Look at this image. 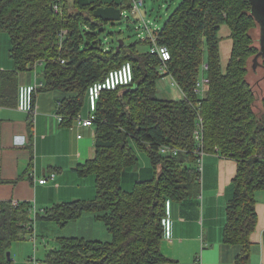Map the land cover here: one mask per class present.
<instances>
[{
	"label": "trees",
	"instance_id": "trees-1",
	"mask_svg": "<svg viewBox=\"0 0 264 264\" xmlns=\"http://www.w3.org/2000/svg\"><path fill=\"white\" fill-rule=\"evenodd\" d=\"M112 2L118 8L117 20L128 25L120 12L129 10L130 0ZM100 5L86 0H0V31L8 34L13 61L12 69H0V106L17 105V73L41 60L43 88L61 91L58 113L62 123L70 125L93 83L103 82L125 60L133 73L130 83L100 90L95 102L94 157L76 167L80 176H93L94 196L45 209L28 202H0V264H25L8 260L6 252L30 235L33 207L35 221L42 218L59 226L91 212L111 235L109 241L60 236L57 247L42 258L36 256L43 264L164 261L159 245L166 201L179 202L200 190L193 138L198 114L205 151L216 149L236 161L222 241L240 246L234 264H248L257 223L255 193L264 189V95L261 110L255 111V93L247 80L248 59L253 57L254 67L261 57L264 67V54L253 45L250 31L257 20L249 1L181 0L160 23L157 40L170 51L168 70L182 93L177 99L156 95L160 61L149 52L147 40L127 44L117 38L109 50L103 49L98 36L108 18L96 13ZM223 25L232 41L225 65L219 49ZM63 29L67 33L60 38ZM119 39L123 44L116 50ZM203 61L209 83L202 98L194 86ZM161 145L178 148L179 153L164 155ZM137 149L147 155L153 174L125 190L122 172L137 163Z\"/></svg>",
	"mask_w": 264,
	"mask_h": 264
},
{
	"label": "crops",
	"instance_id": "crops-1",
	"mask_svg": "<svg viewBox=\"0 0 264 264\" xmlns=\"http://www.w3.org/2000/svg\"><path fill=\"white\" fill-rule=\"evenodd\" d=\"M223 29L228 31L227 26H221L219 36H224ZM225 34L228 41L222 51L219 43L223 65L227 63L232 45L229 32ZM39 64L17 73V105L0 106V202H28L37 209H45L56 203L94 196L93 176L82 177L76 171L77 166L94 157V126H80L75 120L70 125L62 123L58 113L62 93L43 88ZM12 68L13 63L10 66L0 57L1 70ZM95 102L79 116L85 118L92 114ZM30 172L34 180L29 177ZM49 172L55 173L54 180L37 181ZM235 173L234 159L220 155L216 149L206 151L199 194L165 203L159 245L165 260L158 264H195L197 258L202 264L235 263L240 246L222 241L225 209ZM142 179L146 178L137 177L133 183ZM255 201L257 223L250 236L253 247L248 264H264V189L255 193ZM78 221L87 224V228L66 236L110 240L104 223L93 213H83Z\"/></svg>",
	"mask_w": 264,
	"mask_h": 264
},
{
	"label": "rangeland",
	"instance_id": "rangeland-1",
	"mask_svg": "<svg viewBox=\"0 0 264 264\" xmlns=\"http://www.w3.org/2000/svg\"><path fill=\"white\" fill-rule=\"evenodd\" d=\"M87 2H101V5L96 8V13L104 18H108V22L101 26L103 31L99 33V38L104 40L108 39L110 43H113L117 38L125 39L127 44L137 41L136 31L134 29V23L129 22L128 25L125 22L118 21V10L117 6L113 4L114 0H86ZM181 0H145L143 9L149 18L157 20V22L162 24L166 17L171 14L174 9L178 6ZM228 29V27H227ZM225 29L220 35V45L221 51L225 49L226 42L228 41L226 34L228 33ZM251 37L253 39V45L258 51H261V46L264 48V38H261L260 25L255 23L250 31ZM8 34L5 32H0V57H3L8 65L12 66L13 61L9 57V41ZM261 39V40H260ZM143 49V48H141ZM252 58L248 59V74L247 80L251 84L255 93L254 110L260 111L261 97L264 95V67L262 66V58H257V63L252 67ZM40 67L39 74H41L42 64L38 65ZM133 80V73L131 64L128 60L123 61L119 67L112 69L106 79L103 82L93 83L87 90L83 105L80 112L84 113L88 108L93 107L95 100L97 99V91L102 89H112L118 85L128 84ZM156 95L159 98L166 99H177L182 96V93L176 85H173L170 76H162L156 80L155 84ZM205 94L202 96V98ZM79 112V114H80ZM138 160L134 166L127 167L122 172L121 176V187L125 190H130L133 186V180L137 177H150L152 176V168L150 161L145 153L136 150ZM148 173V174H147ZM70 224L69 227L64 229L66 225ZM64 226H59L54 221L45 220L42 218L36 219L34 229H35V250L33 242L30 238L25 237L13 242L10 254L11 258L15 263H25L27 258L32 254H35L38 258H42L45 252L50 248L57 247L56 239L60 235H73V233H78L79 229L87 228V224L83 221H78V219L73 222L70 221ZM102 226H104L102 224ZM87 230V229H86ZM65 235V236H66ZM111 240V235H110Z\"/></svg>",
	"mask_w": 264,
	"mask_h": 264
},
{
	"label": "built area",
	"instance_id": "built-area-1",
	"mask_svg": "<svg viewBox=\"0 0 264 264\" xmlns=\"http://www.w3.org/2000/svg\"><path fill=\"white\" fill-rule=\"evenodd\" d=\"M145 0H130V8L129 10H123L120 12L121 18L124 21H129L134 23V29L136 31L137 38L141 40H147L149 42V52L156 54L160 63L158 65V72L162 76H170L169 70H168V62L171 59V54L169 49L163 45L158 43V33L161 30V24H159L156 20L151 19L147 16L146 11L143 9ZM54 9L57 10L56 5H54ZM66 30H61L59 36L60 38H63L66 34ZM101 45L104 50H109L111 43L108 41L107 38L102 40ZM63 62V60H61ZM38 63L41 64V60L36 61L33 66H36ZM207 70L208 65L205 61L202 62L200 66V73L198 76V79L196 80L194 91L199 96H203L207 90V85L209 83V77L207 76ZM173 85H176L174 79L171 77ZM42 84H39L41 86ZM177 86V85H176ZM94 114H89L87 117L82 118L80 116H77L75 118L76 124L80 126H91L92 122L94 120ZM202 117L198 114L197 115V123L196 127L193 131V138L196 142V148L194 150V154L196 157V170L199 174V180H201V174H202V165H203V156L205 155L206 151L204 149L203 145V137H202ZM159 151L164 155L169 156H175L179 153V149L172 147L170 145H161L159 148ZM29 177H31L34 180V174L33 172H30ZM55 179V173L49 172V174L43 178L38 179L37 181L39 183H45L49 180ZM36 180V179H35ZM17 203V202H13ZM31 217L32 220L29 222L27 229L30 231V235L28 238L31 239L33 242L34 250H35V214H36V208H31ZM25 264H43V262L36 257L35 254L31 255L27 260L25 261ZM195 264H202L200 259L195 260Z\"/></svg>",
	"mask_w": 264,
	"mask_h": 264
},
{
	"label": "water",
	"instance_id": "water-1",
	"mask_svg": "<svg viewBox=\"0 0 264 264\" xmlns=\"http://www.w3.org/2000/svg\"><path fill=\"white\" fill-rule=\"evenodd\" d=\"M251 7V12L260 25L261 38H264V0H248ZM261 40V39H260ZM264 40V39H263ZM123 44V40L119 39V44L116 46V50ZM260 54H264V48L261 46ZM6 258L11 259L10 251L6 252Z\"/></svg>",
	"mask_w": 264,
	"mask_h": 264
},
{
	"label": "bare ground",
	"instance_id": "bare-ground-1",
	"mask_svg": "<svg viewBox=\"0 0 264 264\" xmlns=\"http://www.w3.org/2000/svg\"><path fill=\"white\" fill-rule=\"evenodd\" d=\"M256 52V51H255Z\"/></svg>",
	"mask_w": 264,
	"mask_h": 264
}]
</instances>
